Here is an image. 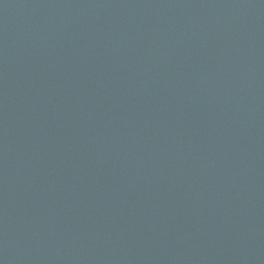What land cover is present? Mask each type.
Listing matches in <instances>:
<instances>
[{"label":"water","instance_id":"obj_1","mask_svg":"<svg viewBox=\"0 0 264 264\" xmlns=\"http://www.w3.org/2000/svg\"><path fill=\"white\" fill-rule=\"evenodd\" d=\"M0 264H264V0H0Z\"/></svg>","mask_w":264,"mask_h":264}]
</instances>
